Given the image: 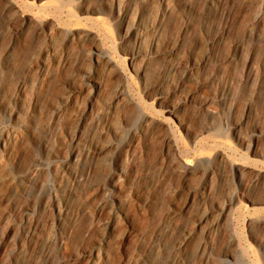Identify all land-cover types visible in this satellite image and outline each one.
Segmentation results:
<instances>
[{
  "label": "rangeland",
  "instance_id": "rangeland-1",
  "mask_svg": "<svg viewBox=\"0 0 264 264\" xmlns=\"http://www.w3.org/2000/svg\"><path fill=\"white\" fill-rule=\"evenodd\" d=\"M43 1L62 6L60 23L54 6L40 12ZM109 58L136 101L107 116L119 81ZM84 69L102 85L88 112L95 122L73 141L93 92ZM167 129L221 153L181 170ZM80 148L85 156L64 172ZM61 181L70 188L59 217ZM203 213L217 222L195 229ZM263 217L264 0H0V264H264Z\"/></svg>",
  "mask_w": 264,
  "mask_h": 264
},
{
  "label": "bare ground",
  "instance_id": "bare-ground-1",
  "mask_svg": "<svg viewBox=\"0 0 264 264\" xmlns=\"http://www.w3.org/2000/svg\"><path fill=\"white\" fill-rule=\"evenodd\" d=\"M160 1H162L163 3L166 2V0H160ZM41 5H42V7H40V12L44 11L45 13L47 12L46 7L54 6L53 10L51 11L54 14V15H52V17H55L54 19L55 20L57 19L56 21L58 23H60V21L58 20L59 18L56 17V16H59V15L61 16V13L64 11L61 8L62 6L59 7V5H57L55 3H51V1H43ZM69 8H71V7H69ZM168 10H169V8H168ZM19 11L21 13V16L24 19H26L27 16L30 15L28 12H26V11H24L22 9H19ZM66 11H68V14L70 16L73 15V12H72L71 9H67ZM166 11H167V8H166ZM51 12H48V14L49 13L52 14ZM94 13H95L96 22L97 23H102L103 22L102 12L99 11V9L97 8V9L94 10ZM36 15H38V14H36ZM69 15H67V16H69ZM45 18H48V17H45ZM174 18H175V13L171 11V13L169 15V20L164 23V26L167 28V31L165 32V36H169L173 32L174 21H175ZM77 29L78 28L73 27V28H71V32L72 33H76ZM89 30H91V29H89ZM89 30L84 29L83 32H86V35H88V34L91 33V31H89ZM141 32L142 31H141L140 27L135 29V30H133V34L137 38H141L143 36L142 35L143 32L142 33ZM92 49H93V51H92L90 57H91L92 61L95 64H98L100 62V60H101L99 55L103 52V49H104L103 48V44L98 42V43H96L95 45L92 46ZM106 63H107V67L108 68L119 69V81H118L117 87L115 88V91H116L115 92V96H114L112 102H110L108 105H105L104 108H102V111L100 112V113H103V114H106L107 116H109V115H114L116 113L117 108H118V106L120 105L121 102L125 101L127 107H130L132 103L135 104L136 100H135V98H134V96L132 94L131 83H130V80H129L128 76L125 73L121 72V70H120V61L118 59H116V58H109L106 61ZM177 64L179 66V65H181V62H178ZM81 72L83 74V77L93 86V92L91 93V99L87 103L86 108L81 113V120L79 122L80 125L78 126V129H77L76 133L72 137L73 141L81 139L83 134H84V131L87 129L88 125L90 123H94L95 122V118L93 117V115L88 113V112H89V108L93 106V99L92 98L97 96V93L100 90L101 85H102V81H101L100 77L96 76L94 74L93 70L84 69ZM139 72L141 74V72H143V70L139 71ZM61 112H62V106L61 105H55L53 107V113H54L55 117H59ZM47 127L50 128L51 125L48 124ZM108 127H109V124H108ZM108 127H107V129H104V132L102 134L108 132ZM7 128L8 127H6L5 129H7ZM2 134H3V138H5L6 132H4ZM48 139L46 141H44V147L48 146V144H49ZM164 139L166 140V142L169 145V153L172 154L176 158L181 170H184V171H192L195 168L196 164L199 162V160L208 151H214V154H220L221 153V150L218 149L220 144L219 145L215 144V145L212 146V149H209L210 148L209 147L208 150L202 149L200 147H199L200 149H197V146H199V144L201 145V143L203 142V138L200 137L199 134L195 135L193 137V139L190 140V144L189 145L181 143V140L177 137V135L175 134V132L172 129H167L166 130ZM209 144H212V143H209ZM135 145L136 144L134 142L129 144V148H130L131 152L134 150ZM112 146H113V142H110L107 145H105L103 148L108 150ZM222 146H223V144H222ZM101 149H99L98 147H95L94 148V152L99 154ZM192 150L196 151L195 152L196 154L193 157L191 156V153H192L191 151ZM84 156H85V150L82 149V148L72 151V153L70 154V158L67 159V162L65 161L61 165V169L64 172L65 171L68 172L69 166L71 164V161L81 160V159H83ZM226 156H227V158H229L228 155H226ZM44 163H45V160L39 159L37 161L36 165H35V168L32 170L33 173H35L37 170H39L41 165H43ZM120 170H121V172H123L125 170L124 166H121ZM213 173H216L215 169L212 170V174ZM70 178L72 179V183L76 182L77 179H78L77 176H74L73 174H70ZM204 187H207V182L204 184ZM69 188H70V183H67V182L65 183V182H62V181L59 182V184L56 187V197H55V200H54L53 207H54L55 211L57 212V214L59 215V217L62 216L63 211L67 207V195L69 193ZM196 196H197V193H195L193 197H196ZM112 200H113V203L116 204V207H118V205H119L118 196L117 195H113ZM185 208H187V204L185 205ZM219 210L221 211V214H225L226 210H227V204L221 205L219 207ZM29 211H30V207H26L25 213L28 214ZM210 219H211V227H214L217 221L215 219L210 218L208 213H203L195 221V229L200 228L202 225H204V223L206 221H208ZM263 219H264V217H263ZM104 222H105L106 225H110L112 223V218L106 219V220H104ZM61 244H62L63 247L66 246V239L65 238L61 239Z\"/></svg>",
  "mask_w": 264,
  "mask_h": 264
}]
</instances>
